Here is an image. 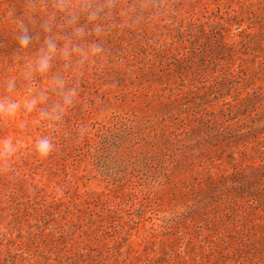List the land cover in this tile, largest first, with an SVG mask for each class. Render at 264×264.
Returning <instances> with one entry per match:
<instances>
[{"label": "rangeland", "instance_id": "obj_1", "mask_svg": "<svg viewBox=\"0 0 264 264\" xmlns=\"http://www.w3.org/2000/svg\"><path fill=\"white\" fill-rule=\"evenodd\" d=\"M91 2L104 6L103 54L54 59L32 89L61 75L77 102L57 124L36 112L0 123L21 144L0 171V264H264V0ZM53 11L0 0L12 98L46 35L67 34L41 29ZM41 135L55 142L43 159Z\"/></svg>", "mask_w": 264, "mask_h": 264}, {"label": "clouds", "instance_id": "obj_2", "mask_svg": "<svg viewBox=\"0 0 264 264\" xmlns=\"http://www.w3.org/2000/svg\"><path fill=\"white\" fill-rule=\"evenodd\" d=\"M54 11L50 13L40 27L45 33H53V29L67 32L62 38L54 33L46 35L42 45L25 65L22 73L23 78L28 81V90L22 98H12L17 84L15 79L7 78L0 82L3 93L0 94V123L17 121L21 115L37 113L35 123L48 121L57 124L63 120L72 106L77 102V89L66 87V79L61 75H53L46 89L33 92L35 88L36 74L45 75L53 66L54 59H60L65 64L75 62L83 64L86 61L103 54L102 39L105 29L102 23L104 13L103 5H94L91 0H83L79 5L72 3V0H52ZM62 14L63 23L57 24L56 18ZM83 17L84 23L81 24ZM91 25V28H88ZM18 35L16 36L20 50L27 49L32 37L28 34V27L24 20L16 24ZM92 35L94 39L88 41L86 38ZM63 43L58 45V40ZM56 93L58 99L48 104V92ZM39 105H48L46 108H39ZM24 125L21 123L20 125ZM21 144L11 136L0 137V171L10 167L20 152ZM32 153L38 158H47L55 150L54 139L48 135H41L35 138L31 145Z\"/></svg>", "mask_w": 264, "mask_h": 264}]
</instances>
